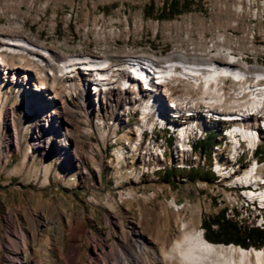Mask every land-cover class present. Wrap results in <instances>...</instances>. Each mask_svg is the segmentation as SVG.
Returning a JSON list of instances; mask_svg holds the SVG:
<instances>
[{
    "label": "rangeland",
    "instance_id": "374dc122",
    "mask_svg": "<svg viewBox=\"0 0 264 264\" xmlns=\"http://www.w3.org/2000/svg\"><path fill=\"white\" fill-rule=\"evenodd\" d=\"M20 33L61 56L133 50L169 57L194 48L218 57L224 50L214 46L219 44L262 65L264 0H0V36ZM24 55L32 63L29 76L0 43V60L8 66L6 73L0 64V264H17L26 252L32 264H105L110 253L140 240L139 231L157 247L165 234L170 246L182 220L205 234L203 221L210 224L223 208L239 228L258 227V210L246 213L239 186H232L236 179L213 170L217 158L231 163V149H223L214 128L196 143L201 147L182 153L177 136L167 130L145 133L141 142L142 117L112 122L86 101L80 123L54 120L59 130L50 136L38 124L54 112L64 118L57 108L62 99H50L48 90L59 89L65 76L55 83L49 74L52 67L56 73L55 65ZM39 84L48 89L38 91ZM77 101L66 99L70 107ZM67 124L86 131L79 152L72 137V148L62 153ZM155 136L164 144V158L152 145ZM238 162L245 169L251 159ZM234 206L243 213L234 215ZM211 228L216 235L219 224Z\"/></svg>",
    "mask_w": 264,
    "mask_h": 264
},
{
    "label": "bare ground",
    "instance_id": "6f19581e",
    "mask_svg": "<svg viewBox=\"0 0 264 264\" xmlns=\"http://www.w3.org/2000/svg\"><path fill=\"white\" fill-rule=\"evenodd\" d=\"M3 35L0 36V43L7 53L18 57L22 64L17 67L24 69L23 76H29V71L32 69V63L26 59L25 52L32 57L37 56L36 59L40 61L55 59L58 62H56L58 70L63 73L61 77L65 76L62 78L65 81L59 89L49 87L48 90L52 94L50 99H62L57 108L61 109L64 118L56 116V112L50 114L51 119L48 115L38 124L41 130L46 133L50 130V136H56L59 127H56L54 120L60 123V119L69 123L70 121L80 123L82 113L87 112L84 108L86 101H89L87 103L91 110L100 108L106 117L113 120L112 122L123 117L126 121L137 115L142 117L139 121L142 124L138 122L140 124L138 139L141 142L144 141V136L140 135L142 126L144 130H150L148 132L150 134H154L156 130L153 129L152 121H145V112H147V117H152L156 124H161L168 132L177 136L178 147L181 148L182 153H193L195 148L190 142L206 138L214 128L216 137L225 143L223 149H231L229 160L232 164L217 158L213 170L219 177L226 176L232 181L236 179L235 185L232 186H239L242 197H247L249 193L250 201L260 202V199L263 201V207H257L260 216H255L257 220L255 225L264 228V149L261 151V146L264 145V96H255V103H261L258 108L225 109L221 105L200 104L197 97L193 95L178 98L174 95L172 85L167 83V79L173 77L176 79L190 77L194 80L198 78L201 84L209 82L211 87H221V79L218 77L237 82L257 83V80H264L263 70H252L251 72L238 66L250 64V66L264 67V64L251 62L242 53L240 55L235 52L236 50L225 49V46L219 44H214V46L224 50L218 57L202 55L193 48L175 52L170 56L171 61L167 62L160 58L168 57L133 50L113 55L85 51L61 56L52 53L42 45L39 46L24 34ZM198 57L208 59H197ZM2 61L0 60V64L4 63V70L7 73V62ZM230 64L235 66H230ZM198 68H209L211 73L203 72ZM16 74L18 73L15 72ZM50 74L52 75L53 72ZM21 75L18 74V80ZM14 79L15 76L12 78L13 82ZM58 80L59 77L55 75L54 82ZM187 83H189L187 89L192 92L194 83ZM39 85L38 91L48 89V86ZM247 91L257 92V85L247 84ZM189 96H192V99L186 100ZM75 97L78 98L77 104L70 107L66 99ZM57 112H59L58 109ZM64 129L66 138L65 143L61 144L62 153H66L69 149L67 147L72 148L71 142H68L72 137L76 145H74V151L79 152L78 140L83 138L86 131L80 134L68 124ZM41 134L39 131L37 138H40ZM193 135L199 137L193 138ZM157 140L159 139L155 136L152 145L155 146L156 154L164 158L165 151H161V146L164 144H158ZM257 143L258 147H254ZM217 146L220 148L221 144ZM155 152L152 151L154 155ZM245 156H249L251 163L242 169L238 161ZM241 171H244L243 175L240 174ZM249 208L253 210L254 203L246 204V213ZM180 209L176 208L178 211ZM230 210L236 216L243 213L237 211L238 214L234 211L235 206ZM139 239L134 244H130V248H127V245V247L119 246L116 252L110 253L105 264H264V247L252 246L247 249L234 243L216 244L205 237L200 226L197 224L192 226L189 221L185 220H182L178 234L172 238L170 246L168 244L169 234L163 235L160 247L147 241L140 231ZM23 245L27 248L25 240ZM17 258V264H32L28 260V252Z\"/></svg>",
    "mask_w": 264,
    "mask_h": 264
},
{
    "label": "built area",
    "instance_id": "2783aa9c",
    "mask_svg": "<svg viewBox=\"0 0 264 264\" xmlns=\"http://www.w3.org/2000/svg\"><path fill=\"white\" fill-rule=\"evenodd\" d=\"M154 57V55H150ZM163 61H171L170 56L168 58H160ZM197 59H208V58H197ZM230 66H235L234 64H230ZM245 70H263L264 67H255L249 65L238 66ZM203 72L211 73V69H200ZM221 79V87H211L208 84H201V81L196 78L195 80L188 77V78H180L176 79L173 77L172 79H167V83L171 84L174 88V95H177L178 98H184L186 95H193V97H197L200 104H214V105H221L225 107V109H233L236 107H245V108H258L261 106V103H255V96H264V80H257V83H247V82H237L235 80H229L228 78L218 77ZM193 82L194 88L192 92H189L187 89V85ZM247 84H256L257 85V92H248L247 91ZM188 90V91H187ZM215 95V96H213ZM192 96H189L186 100H190ZM192 99V98H191ZM187 103V101H186ZM188 104V103H187ZM144 111V110H143ZM145 112V111H144ZM145 121H152L153 122V129L160 128L162 130H166L164 126L161 124H156L152 117H147V112H145ZM143 133L147 130L143 129ZM150 130H148L149 132ZM168 131V130H167ZM147 132V134H148ZM199 137L193 135V138ZM254 147H258V143L254 144ZM249 156H245V160L248 159ZM244 200V209L246 208L247 203H254V209L257 207H263V201L260 199V202H252L249 200V193L247 197H242ZM240 211V210H234ZM257 216V214H255Z\"/></svg>",
    "mask_w": 264,
    "mask_h": 264
},
{
    "label": "trees",
    "instance_id": "16d2710c",
    "mask_svg": "<svg viewBox=\"0 0 264 264\" xmlns=\"http://www.w3.org/2000/svg\"><path fill=\"white\" fill-rule=\"evenodd\" d=\"M171 4L175 5V2L172 1ZM200 146L201 145H195L196 148H199ZM190 171L197 172L198 170L193 168ZM170 172H172V169L169 171H165V174H170ZM206 173L209 175H207L206 178L212 179L214 172L211 170V173L209 172L210 174L208 173V171H206ZM222 211V214L219 216H215L210 224L203 221L204 227H206L205 237L209 241L214 243H220L219 241L233 242L234 244L241 245L247 249L252 246H255L257 248H262L264 246V228L250 227L241 229L234 221L225 217L224 208ZM237 213L239 214V212ZM212 223L219 224V231L216 233V235H213L209 232L210 229H213L211 228ZM253 226L256 225L253 224Z\"/></svg>",
    "mask_w": 264,
    "mask_h": 264
}]
</instances>
